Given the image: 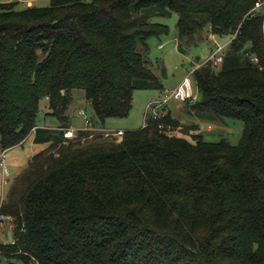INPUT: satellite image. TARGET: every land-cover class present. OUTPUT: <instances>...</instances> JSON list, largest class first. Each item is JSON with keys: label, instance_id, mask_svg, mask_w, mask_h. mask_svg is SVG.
Returning a JSON list of instances; mask_svg holds the SVG:
<instances>
[{"label": "trees", "instance_id": "trees-1", "mask_svg": "<svg viewBox=\"0 0 264 264\" xmlns=\"http://www.w3.org/2000/svg\"><path fill=\"white\" fill-rule=\"evenodd\" d=\"M256 2L0 3V150L33 132L50 143L1 206L14 219L6 264H264V15L253 12ZM174 15L182 53L207 28L232 37L219 72L210 62L195 71L199 99L189 107L242 121L239 145L206 142L170 112L121 139L66 141L60 129L69 128L73 91L85 92L97 125L128 117L136 91H164L150 40L170 34L155 19ZM45 99L58 130L38 129Z\"/></svg>", "mask_w": 264, "mask_h": 264}, {"label": "rangeland", "instance_id": "rangeland-1", "mask_svg": "<svg viewBox=\"0 0 264 264\" xmlns=\"http://www.w3.org/2000/svg\"><path fill=\"white\" fill-rule=\"evenodd\" d=\"M28 1H32L33 5L28 6ZM18 2L19 9L25 10L28 7L47 8L51 5L52 0H0V3ZM264 15V12H263ZM156 22L168 25L170 27V34L168 37H163L160 40L153 38L150 40V53L151 70L161 78L163 85L171 90L179 87L180 84L187 78L192 70H197L202 65L211 63L210 59L216 52L218 46L226 47L224 53L228 48V44L232 37L228 36H214L211 34L210 29H206L203 33L197 36L195 43L186 47V52L179 51L177 40V16L174 15L170 18H156ZM256 61V60H255ZM258 61V60H257ZM214 71L219 72L223 64L213 66ZM192 83L194 79L191 77ZM194 87L195 84L193 83ZM162 91L157 90H138L134 94V103L132 110L126 118H112L105 121L102 125H97L94 122L93 137H88L82 143H93L96 137L105 133L103 130L110 133H117L118 131L128 132L140 130L144 127L146 119L162 118L168 112H172V117L180 122L181 125L187 127H197V131L192 134L201 135L206 142L220 143L222 141L228 142L232 146L239 145L244 134V123L239 120L233 119H220L210 115L195 114L190 110L189 102H181L180 100H171L165 106L157 107L147 111L149 104L163 99ZM197 100L199 99L198 91L195 88ZM192 104V103H191ZM86 110L89 116H93V112L86 101L85 92L82 90L73 91V101L69 106L68 126L83 129L85 127L84 120L80 116V111ZM147 112L148 115H147ZM49 114V115H47ZM147 116V117H146ZM38 126H45L50 128H57L61 125L60 121L50 115V108L48 99L41 102L40 113L37 120ZM146 124V123H145ZM162 128V127H161ZM173 129V128H172ZM180 130H175L177 134ZM181 132V131H180ZM68 136H64L66 141H70ZM104 138V137H103ZM106 139V138H104ZM111 139V138H110ZM114 140L118 138H112ZM190 139V138H189ZM47 149V148H46ZM43 147L35 145L31 140L27 141L25 145H20L17 148H12L6 151L5 167L0 165V214H5L1 211L2 204H6L7 197L10 193L12 184L15 181V176L21 174L29 165L35 154L41 152ZM2 150H0L1 160ZM5 170L9 171L7 173ZM9 215V214H5ZM10 223L5 224L2 230L10 231ZM13 231V230H11ZM0 264H6L4 257V248L2 246L9 245L7 237L0 234Z\"/></svg>", "mask_w": 264, "mask_h": 264}, {"label": "built area", "instance_id": "built-area-1", "mask_svg": "<svg viewBox=\"0 0 264 264\" xmlns=\"http://www.w3.org/2000/svg\"><path fill=\"white\" fill-rule=\"evenodd\" d=\"M254 13L262 14L264 12V0H257L255 3V7L253 9ZM224 47L218 46L216 49V52L212 55L210 61L213 64V66H218L224 62ZM258 62L257 60L255 61ZM195 73V70H192L187 78L184 79L182 84L179 85L176 89L171 90H165L163 93V99L161 101H155L148 105L147 111L150 109H156L160 106H165L169 104L171 100H180L181 102H189V103H195L197 100V95L195 93V88L191 77L193 78ZM195 84V83H194ZM149 112H147L148 115ZM80 116L84 120L85 127L83 129H78L75 127H69L60 129V131H63L65 136H68V138L77 137L81 133H90V137H93V131H97V129L94 128V122L89 116L88 112L86 110L80 111ZM147 117V116H146ZM146 123V122H145ZM144 123V126H145ZM105 133H103V137L106 139H112V138H118L121 139L124 137L125 132L118 131L117 133H110L109 131L103 130ZM5 159H6V151H2L0 165L5 167ZM7 172V170H5ZM13 217L5 214H0V231L4 228L5 224L10 223V228L13 230ZM10 230V231H11ZM2 243L0 242V247Z\"/></svg>", "mask_w": 264, "mask_h": 264}, {"label": "crops", "instance_id": "crops-1", "mask_svg": "<svg viewBox=\"0 0 264 264\" xmlns=\"http://www.w3.org/2000/svg\"><path fill=\"white\" fill-rule=\"evenodd\" d=\"M27 5L28 6H30V5H33V2L32 1H28V3H27ZM231 41H232V39H231ZM231 41L229 42V44H228V46L230 45V43H231ZM226 48V47H225ZM164 86V85H163ZM166 89H169V88H167V87H165L164 86V90H166ZM136 95V94H135ZM170 113L172 114V112L170 111ZM47 115H49V114H47ZM61 126V125H60ZM60 126H58L57 128H48V127H45V126H38V129H46V130H58L59 129V127ZM143 128V127H142ZM37 136H39L40 137V141H42L43 140V135L41 134V133H36V132H33L32 134H31V136L26 140V142L25 143H23L22 144V146L23 145H25L26 143H27V141H29V140H31L35 145H39V146H41V147H43V150H45L46 148H48L49 146H50V143H37ZM18 147V146H17ZM17 147H15V148H17ZM42 150V151H43ZM36 155V154H35ZM7 173H9V171H7ZM20 175V173L19 174H17L16 176H15V179L18 177ZM5 200V199H4ZM4 200H2L1 202H3ZM0 202V203H1ZM8 233H9V231L7 230V231H5V230H1L0 231V234H3V236L5 235L6 237L8 236Z\"/></svg>", "mask_w": 264, "mask_h": 264}, {"label": "water", "instance_id": "water-1", "mask_svg": "<svg viewBox=\"0 0 264 264\" xmlns=\"http://www.w3.org/2000/svg\"><path fill=\"white\" fill-rule=\"evenodd\" d=\"M7 240H8L9 243H12L13 242V234H12V231H9L8 236H7Z\"/></svg>", "mask_w": 264, "mask_h": 264}]
</instances>
